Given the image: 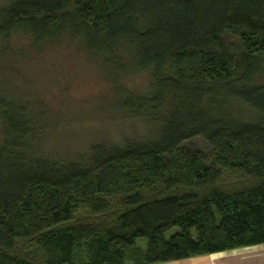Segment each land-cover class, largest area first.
<instances>
[{"label": "trees", "instance_id": "obj_1", "mask_svg": "<svg viewBox=\"0 0 264 264\" xmlns=\"http://www.w3.org/2000/svg\"><path fill=\"white\" fill-rule=\"evenodd\" d=\"M18 37L31 53L77 40L118 110L158 129L62 161L36 143L43 114L0 92V264H159L264 243V0H7L0 66ZM137 73L143 92L120 86Z\"/></svg>", "mask_w": 264, "mask_h": 264}, {"label": "rangeland", "instance_id": "obj_2", "mask_svg": "<svg viewBox=\"0 0 264 264\" xmlns=\"http://www.w3.org/2000/svg\"><path fill=\"white\" fill-rule=\"evenodd\" d=\"M13 43L16 51L3 57L6 63L0 66V92L43 114V131L36 143L46 156L66 161L86 154L96 143L121 144L128 138L155 134L158 128L147 118L118 110L117 84L77 40L66 37L32 53L24 37ZM119 75L120 86L140 93L147 86L146 73ZM248 115L245 112V117ZM192 143L200 146L203 142L196 139ZM177 231L173 228L167 237ZM137 245L145 248L147 239L139 238Z\"/></svg>", "mask_w": 264, "mask_h": 264}, {"label": "crops", "instance_id": "obj_3", "mask_svg": "<svg viewBox=\"0 0 264 264\" xmlns=\"http://www.w3.org/2000/svg\"><path fill=\"white\" fill-rule=\"evenodd\" d=\"M159 264H264V243Z\"/></svg>", "mask_w": 264, "mask_h": 264}]
</instances>
